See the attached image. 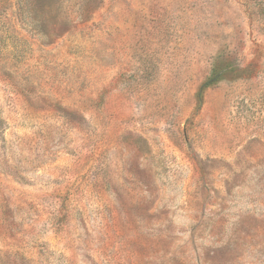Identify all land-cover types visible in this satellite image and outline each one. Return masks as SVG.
I'll list each match as a JSON object with an SVG mask.
<instances>
[{"label":"rangeland","instance_id":"374dc122","mask_svg":"<svg viewBox=\"0 0 264 264\" xmlns=\"http://www.w3.org/2000/svg\"><path fill=\"white\" fill-rule=\"evenodd\" d=\"M55 15L0 0V264H264V0Z\"/></svg>","mask_w":264,"mask_h":264},{"label":"trees","instance_id":"16d2710c","mask_svg":"<svg viewBox=\"0 0 264 264\" xmlns=\"http://www.w3.org/2000/svg\"><path fill=\"white\" fill-rule=\"evenodd\" d=\"M64 2V0H40V18L43 17L42 15H48L50 10L55 11L52 34L56 37H60L71 29H77L80 25L86 24L92 9L99 7L102 0H83L81 3L76 4L75 8L69 9V11H65ZM78 20L81 24L77 23L76 25L75 22ZM40 29L45 37H49L50 32H46L44 24L40 25Z\"/></svg>","mask_w":264,"mask_h":264}]
</instances>
